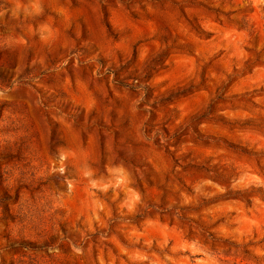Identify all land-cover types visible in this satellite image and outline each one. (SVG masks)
I'll use <instances>...</instances> for the list:
<instances>
[{
    "label": "clouds",
    "instance_id": "1",
    "mask_svg": "<svg viewBox=\"0 0 264 264\" xmlns=\"http://www.w3.org/2000/svg\"><path fill=\"white\" fill-rule=\"evenodd\" d=\"M208 11L264 58V0H0V264H103L94 235L153 198L148 154L224 138L209 124L215 105L200 91L192 44L194 32L209 35ZM181 54L195 59L178 64ZM173 154L180 167L207 163ZM213 178L179 201L184 212L202 197L242 195L227 176ZM260 227L231 240L234 253L248 247L264 264V214Z\"/></svg>",
    "mask_w": 264,
    "mask_h": 264
},
{
    "label": "rangeland",
    "instance_id": "2",
    "mask_svg": "<svg viewBox=\"0 0 264 264\" xmlns=\"http://www.w3.org/2000/svg\"><path fill=\"white\" fill-rule=\"evenodd\" d=\"M201 23L207 25L209 35L204 37L194 32L192 41L200 54L199 71L206 77L200 91L211 96L209 105H215L216 119L209 122L210 126L226 134L219 142L197 143L184 138L178 144L164 149L157 147L148 154L147 163L153 172V181L148 187L153 198L147 208L133 202V212L127 213L124 209L127 214L123 221L127 223L113 220L94 235L102 250L94 247L93 258L103 260V264L110 261L111 264H220L222 259L230 260L231 264H249V261L258 264L259 258L248 247L233 252L237 244L231 236L242 239L246 234L259 236L260 217L264 214V187L258 186L257 179L264 180L261 163L264 147L258 139L264 135L260 132V126L264 125L261 115L264 106L259 103L264 96V58L242 43L216 13L202 14ZM189 58L195 59L181 54L177 63L182 64ZM174 75L182 73L177 71ZM205 99V95L197 96L192 103L200 104ZM175 152H180L189 163L195 152L207 163L180 167ZM177 168L179 174H175ZM214 175L227 176L235 191L242 195L222 199L202 197L196 201L195 212H184L187 205H180L179 201L191 200L197 195V189L208 191L210 186L201 182L212 180L217 184ZM133 195L128 194L129 198ZM168 204L172 208L160 214V205ZM176 211L180 212L179 216ZM181 217L186 219L182 221ZM96 226L93 222V227ZM102 233L109 238L101 242ZM146 240L151 244H146ZM249 245L257 247L259 241H249Z\"/></svg>",
    "mask_w": 264,
    "mask_h": 264
}]
</instances>
